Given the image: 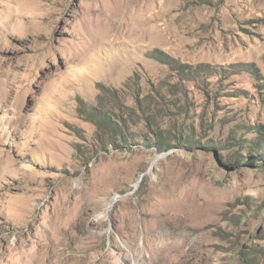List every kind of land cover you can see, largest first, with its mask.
Wrapping results in <instances>:
<instances>
[{
    "label": "rangeland",
    "instance_id": "374dc122",
    "mask_svg": "<svg viewBox=\"0 0 264 264\" xmlns=\"http://www.w3.org/2000/svg\"><path fill=\"white\" fill-rule=\"evenodd\" d=\"M0 264H264V0H0Z\"/></svg>",
    "mask_w": 264,
    "mask_h": 264
},
{
    "label": "trees",
    "instance_id": "16d2710c",
    "mask_svg": "<svg viewBox=\"0 0 264 264\" xmlns=\"http://www.w3.org/2000/svg\"><path fill=\"white\" fill-rule=\"evenodd\" d=\"M151 57L161 61L162 63L169 65V67L172 70L178 71L179 73H181L182 75H185L188 73V71L186 70V65L181 64L179 62H177L174 58H172L171 56L164 54V53H156V54H151ZM87 117L88 120L93 122L97 127H103L105 129H107L108 131L111 132V135H123L124 136V130L122 127H120L117 123L113 122L108 116L106 112H99L95 109L90 110L87 112ZM122 136V137H123ZM156 139L158 141V143H163L164 138L161 135H155ZM127 141H133L131 138L128 137H123L122 139V145H130L129 142ZM115 143V142H114Z\"/></svg>",
    "mask_w": 264,
    "mask_h": 264
},
{
    "label": "bare ground",
    "instance_id": "6f19581e",
    "mask_svg": "<svg viewBox=\"0 0 264 264\" xmlns=\"http://www.w3.org/2000/svg\"><path fill=\"white\" fill-rule=\"evenodd\" d=\"M156 160V159H155ZM111 206V202H107L106 204H105V206H104V211H102L101 213H104L106 210H108L109 209V207ZM175 243V242H174ZM178 246H179V244H178ZM177 246V244H176V247H178ZM180 248V247H179Z\"/></svg>",
    "mask_w": 264,
    "mask_h": 264
},
{
    "label": "water",
    "instance_id": "95a60500",
    "mask_svg": "<svg viewBox=\"0 0 264 264\" xmlns=\"http://www.w3.org/2000/svg\"><path fill=\"white\" fill-rule=\"evenodd\" d=\"M115 200V199H114Z\"/></svg>",
    "mask_w": 264,
    "mask_h": 264
}]
</instances>
